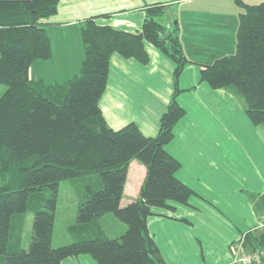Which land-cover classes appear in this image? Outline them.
<instances>
[{
  "label": "trees",
  "instance_id": "obj_1",
  "mask_svg": "<svg viewBox=\"0 0 264 264\" xmlns=\"http://www.w3.org/2000/svg\"><path fill=\"white\" fill-rule=\"evenodd\" d=\"M59 0H0V264H62L89 254L97 264H167L147 220L154 208L190 205L196 192L176 175L180 162L167 150L177 122L186 114L177 97L186 58L175 22L161 19L164 8L151 5L140 30L129 32L82 21L83 58L79 72L61 83L29 78L36 60L52 50L43 19L55 14ZM238 12L235 51L199 64V82L229 89L240 97L245 115L264 126V1L235 0ZM150 43L174 63L173 91L154 136L133 122L119 129L107 124L99 106L113 54L146 64ZM145 167L139 194L120 205L128 166ZM82 180L84 197L75 222L67 228L71 242L53 246L59 185ZM125 225L108 237L101 225L107 214ZM32 216L27 248L25 217ZM186 221V219H182ZM264 246V232L246 233V246ZM254 264H264V259Z\"/></svg>",
  "mask_w": 264,
  "mask_h": 264
},
{
  "label": "crops",
  "instance_id": "obj_2",
  "mask_svg": "<svg viewBox=\"0 0 264 264\" xmlns=\"http://www.w3.org/2000/svg\"><path fill=\"white\" fill-rule=\"evenodd\" d=\"M242 1L257 4L264 0ZM235 4V0H59L55 14L42 20L51 58L36 60L29 67L30 80L48 84L77 74L83 58L80 26L89 17L135 32L140 30L146 9L161 5L165 22L176 21L181 46L190 61L178 81L182 92L177 100L186 114L175 125L174 138L165 148L181 164L177 177L197 195L190 198V205L177 204L174 210L154 208L157 214L147 220L167 264H232L230 243L264 219V128L251 127L243 115L226 128L233 117L223 119L215 112L207 119L210 129L201 125L209 115L207 110L215 109L210 105L242 100L229 89H211L199 82V64L232 53L238 14ZM145 47L149 54L146 64L116 53L111 56L99 106L109 127L119 129L133 122L144 135L154 136L172 95L174 63L150 43ZM226 141L236 143L239 152H250L252 166L244 171L247 177L235 180L227 176L236 152L227 151ZM235 162L241 170V162ZM144 176L145 167L131 161L120 205L138 196ZM238 214L244 219H237ZM117 223L121 235L125 225ZM28 243L22 239L23 248ZM62 264L97 262L82 254L65 258Z\"/></svg>",
  "mask_w": 264,
  "mask_h": 264
},
{
  "label": "rangeland",
  "instance_id": "obj_3",
  "mask_svg": "<svg viewBox=\"0 0 264 264\" xmlns=\"http://www.w3.org/2000/svg\"><path fill=\"white\" fill-rule=\"evenodd\" d=\"M236 8H237V12H239L242 8L235 4ZM164 15V14H162ZM238 17V14H237ZM161 19L163 21H165L164 16H161ZM238 21V20H237ZM235 51V46L233 47L232 53ZM208 61L207 63H212L214 61L215 58H207ZM39 62H43V61H39ZM5 86L0 84V95L4 92L5 90ZM217 100V99H216ZM219 101V100H217ZM220 103L218 104V106H213L210 105L212 108H215L214 110H207V112L205 114H209L207 117H204L201 125H202V129L205 127L210 129L211 127L208 126L210 123L207 121V119H210V117L212 115H214V112L216 113L215 115L219 114L220 116L223 117V119L227 118V116H229V118L233 120L231 122H227V124H225L226 128H231V126H229L230 123L234 122V120L239 121L240 117L243 115L245 116V119L249 122L250 126H255L254 124L252 125V123H250L249 119L247 118V116L245 115V106H244V102L243 100L240 99H236L234 101V104L231 102H226V103H221L223 102V100L219 101ZM225 102V101H224ZM243 102V104H242ZM228 110V112H227ZM191 115V114H190ZM192 116H197V115H193ZM206 116V115H205ZM228 118V119H229ZM227 119V120H228ZM201 122V121H199ZM261 128H264L263 125L259 126ZM227 144V151L232 152L233 149L236 152L235 155L236 157L233 155L232 153V158L234 159L233 161H231V165L232 167L229 166V170L226 171L227 172V176H229L231 179H235L237 180L238 177L241 179L244 176L247 177V173L244 171H249V168L252 166V158L250 152H240L238 149H236L237 144L236 143H232L229 141H226ZM236 161L241 162V166L242 169H238ZM243 163V165H242ZM248 163V164H247ZM253 170V168H252ZM84 183L82 180H76V181H63L60 183L59 185V193H58V202H57V207H56V211H55V224H54V232H53V240H52V244L53 246H61L67 243H70L72 238L71 235L68 231V226L70 224H73L75 222V217H76V208H77V204L78 201L80 199H83V190H84ZM242 217V216H241ZM26 221L24 224V230H23V240L24 241H29L30 239V233H31V223H32V216L30 214H28L26 217ZM237 219H244L243 217L240 218V215L238 214ZM114 220V222L112 221ZM102 225L104 226V231L106 232L107 235H119L120 232H117L118 230V226L116 224H118V221L114 216L113 213H107L103 216L102 220ZM116 222V223H115ZM121 223V222H120ZM123 223H121V226ZM103 228V227H102Z\"/></svg>",
  "mask_w": 264,
  "mask_h": 264
},
{
  "label": "built area",
  "instance_id": "obj_4",
  "mask_svg": "<svg viewBox=\"0 0 264 264\" xmlns=\"http://www.w3.org/2000/svg\"><path fill=\"white\" fill-rule=\"evenodd\" d=\"M250 232H264V219L253 226ZM246 233H242L230 243L229 251L232 264H254L264 259V246L251 248L246 246Z\"/></svg>",
  "mask_w": 264,
  "mask_h": 264
}]
</instances>
